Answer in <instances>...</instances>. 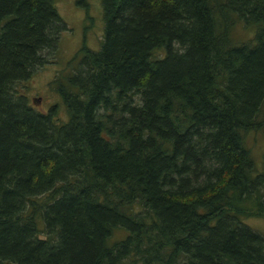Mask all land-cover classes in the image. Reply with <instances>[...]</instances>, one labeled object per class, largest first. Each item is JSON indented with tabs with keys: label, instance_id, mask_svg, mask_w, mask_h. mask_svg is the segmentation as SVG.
I'll return each instance as SVG.
<instances>
[{
	"label": "trees",
	"instance_id": "16d2710c",
	"mask_svg": "<svg viewBox=\"0 0 264 264\" xmlns=\"http://www.w3.org/2000/svg\"><path fill=\"white\" fill-rule=\"evenodd\" d=\"M100 5L98 47L41 111L18 85L65 23L54 0H0V264H264L241 221L264 217L243 135L264 117V0Z\"/></svg>",
	"mask_w": 264,
	"mask_h": 264
},
{
	"label": "rangeland",
	"instance_id": "374dc122",
	"mask_svg": "<svg viewBox=\"0 0 264 264\" xmlns=\"http://www.w3.org/2000/svg\"><path fill=\"white\" fill-rule=\"evenodd\" d=\"M54 6L65 28L58 33L56 47L47 54V60L18 85L29 104L41 111L59 100L52 89L54 86H50L51 79L71 69V64L66 61L75 53L79 54L82 46L95 50L103 28L100 0H54ZM231 30L237 41L250 37L253 32L252 27L242 22H237ZM58 106L57 115L66 117L62 103ZM243 135L256 172L262 167L264 155V117L255 129H249ZM241 221L264 235V217L247 216Z\"/></svg>",
	"mask_w": 264,
	"mask_h": 264
}]
</instances>
